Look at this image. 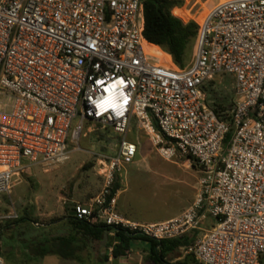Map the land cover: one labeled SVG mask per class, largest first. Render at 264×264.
I'll use <instances>...</instances> for the list:
<instances>
[{
  "label": "built area",
  "instance_id": "built-area-1",
  "mask_svg": "<svg viewBox=\"0 0 264 264\" xmlns=\"http://www.w3.org/2000/svg\"><path fill=\"white\" fill-rule=\"evenodd\" d=\"M200 11L193 60L180 69L150 49L144 0H0V205L27 169L69 161L96 124L124 139L75 218L155 241L199 231L186 249L199 264H264V0ZM221 74L235 79L230 120L206 103ZM132 122L163 160L199 170L196 200L174 218L140 223L117 211L116 185L139 153Z\"/></svg>",
  "mask_w": 264,
  "mask_h": 264
},
{
  "label": "rangeland",
  "instance_id": "rangeland-1",
  "mask_svg": "<svg viewBox=\"0 0 264 264\" xmlns=\"http://www.w3.org/2000/svg\"><path fill=\"white\" fill-rule=\"evenodd\" d=\"M183 1L184 5L176 8L174 14L191 21L197 18V12L201 13V8H211L221 0ZM150 49L160 50L155 46ZM194 53L195 48L191 62ZM234 84L235 79L229 74L218 75L207 84V104L222 117L229 114L237 100ZM123 139L112 128L104 129L96 124L90 128L86 126L80 149L72 150L69 161L27 169L15 182L11 194L2 196L0 228L9 227L23 218L48 226L67 218L77 204L89 203L103 187L100 162L115 155ZM127 139L138 144L139 153L133 163L125 166L118 181V213L140 222H163L180 215L196 200L199 170L186 160H163L135 122L131 124ZM97 244L94 242V247L106 257L109 252L106 242ZM146 247L151 250V244ZM3 254L8 260L6 252ZM184 255L185 250H181L168 261L180 264L183 261L174 260ZM91 264L96 263L93 260Z\"/></svg>",
  "mask_w": 264,
  "mask_h": 264
},
{
  "label": "crops",
  "instance_id": "crops-1",
  "mask_svg": "<svg viewBox=\"0 0 264 264\" xmlns=\"http://www.w3.org/2000/svg\"><path fill=\"white\" fill-rule=\"evenodd\" d=\"M159 49L163 52L161 48ZM71 213L73 210L69 215ZM214 224L215 222L210 220L205 228L210 229ZM0 234L2 236L0 255L5 258L7 264H91L93 260L96 264H155L149 258V250L146 247L149 243L141 240L140 237L133 241V246L137 245V247L136 249L132 247L128 258L120 257L111 261L109 252L104 258L102 251L94 247V242L96 245L98 242H106L109 251L116 242L115 233L112 231L106 233L101 241L87 238L67 218L53 222L48 226L36 221H18L9 227L0 228ZM200 235L199 231L190 232L181 240L182 246L175 253L168 255L166 263L171 264L168 260L179 254L181 250H185V255L176 257L174 262L180 260L183 261L180 264H199L192 255L187 254L186 249L195 243ZM62 238L69 239L71 242H66L63 246L56 248L55 240ZM3 252L8 255V260Z\"/></svg>",
  "mask_w": 264,
  "mask_h": 264
},
{
  "label": "trees",
  "instance_id": "trees-1",
  "mask_svg": "<svg viewBox=\"0 0 264 264\" xmlns=\"http://www.w3.org/2000/svg\"><path fill=\"white\" fill-rule=\"evenodd\" d=\"M183 5V0H144L145 37L147 41L151 45L161 48L163 52L171 57L174 65L180 69H185L191 63L192 53L199 33V27L195 22H185L174 14V10L181 8ZM206 87L207 85L204 88L205 93ZM215 112L217 114L219 113L217 111ZM219 116L222 119L230 120L229 114L225 117ZM230 138L231 134L228 135L226 142ZM119 188L120 186L117 184L115 192ZM67 219L83 236L94 240L101 241L106 233L115 231V258L128 255L133 247V241L138 239L135 235H129L118 228H112L105 224H91L84 220H78L71 215H68ZM24 221H26V218L20 220V222ZM1 237L0 234V242ZM140 239L151 244L149 258L155 264L166 263L168 255L175 253L182 246L181 240L155 241L148 238ZM55 242L56 248H59L66 242L69 243L71 241L62 238L56 239ZM64 256L67 257V255Z\"/></svg>",
  "mask_w": 264,
  "mask_h": 264
},
{
  "label": "water",
  "instance_id": "water-1",
  "mask_svg": "<svg viewBox=\"0 0 264 264\" xmlns=\"http://www.w3.org/2000/svg\"><path fill=\"white\" fill-rule=\"evenodd\" d=\"M71 216H75V213H71Z\"/></svg>",
  "mask_w": 264,
  "mask_h": 264
}]
</instances>
